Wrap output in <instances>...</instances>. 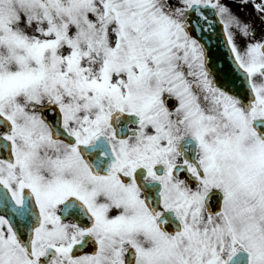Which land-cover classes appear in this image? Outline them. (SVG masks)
I'll return each mask as SVG.
<instances>
[{
    "label": "snow or ice",
    "instance_id": "1",
    "mask_svg": "<svg viewBox=\"0 0 264 264\" xmlns=\"http://www.w3.org/2000/svg\"><path fill=\"white\" fill-rule=\"evenodd\" d=\"M0 264H264V0H0Z\"/></svg>",
    "mask_w": 264,
    "mask_h": 264
}]
</instances>
